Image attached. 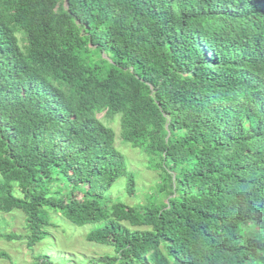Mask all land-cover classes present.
<instances>
[{
	"label": "trees",
	"instance_id": "trees-1",
	"mask_svg": "<svg viewBox=\"0 0 264 264\" xmlns=\"http://www.w3.org/2000/svg\"><path fill=\"white\" fill-rule=\"evenodd\" d=\"M103 112L166 202L107 196L135 181ZM0 176L29 248L54 212L101 264H264V0H0Z\"/></svg>",
	"mask_w": 264,
	"mask_h": 264
},
{
	"label": "rangeland",
	"instance_id": "rangeland-1",
	"mask_svg": "<svg viewBox=\"0 0 264 264\" xmlns=\"http://www.w3.org/2000/svg\"><path fill=\"white\" fill-rule=\"evenodd\" d=\"M17 37L20 46L24 48L25 34L20 31ZM97 118L114 131L115 148L124 156L127 169L135 181V192L129 195L127 179H118L107 194L110 200L133 207L145 206L152 201L166 202V197L159 194L161 185L159 173L148 169L146 154L122 140L121 116L108 117L106 112H103L98 114ZM67 192L69 189L66 187L60 193L64 197ZM61 194L57 195V201ZM50 216L51 225L45 229L46 238L35 247L29 248L25 215L21 211L8 214L0 212V253L6 254L0 258V264H41L39 257L42 255L47 256V260L52 264H101L99 261L101 258L114 256L112 248L86 240V235L93 226L76 227L60 214L50 212ZM124 225L131 230L146 229L131 227L126 223ZM247 232L250 233L249 230Z\"/></svg>",
	"mask_w": 264,
	"mask_h": 264
}]
</instances>
